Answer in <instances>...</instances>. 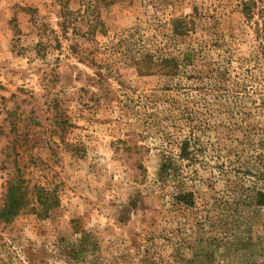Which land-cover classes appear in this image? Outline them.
I'll list each match as a JSON object with an SVG mask.
<instances>
[{
    "label": "rangeland",
    "instance_id": "rangeland-1",
    "mask_svg": "<svg viewBox=\"0 0 264 264\" xmlns=\"http://www.w3.org/2000/svg\"><path fill=\"white\" fill-rule=\"evenodd\" d=\"M245 1L0 0V209L14 184L30 199L0 218V264H264Z\"/></svg>",
    "mask_w": 264,
    "mask_h": 264
},
{
    "label": "trees",
    "instance_id": "trees-1",
    "mask_svg": "<svg viewBox=\"0 0 264 264\" xmlns=\"http://www.w3.org/2000/svg\"><path fill=\"white\" fill-rule=\"evenodd\" d=\"M253 0H246L243 3L245 11H249L250 6L253 4ZM175 29H185V26H182V21L175 24ZM188 195H184L183 199L185 200ZM257 202L259 205H264V192L260 191L257 193ZM35 200L37 201L38 206L41 207V213L47 215L49 211L58 205L59 201L55 200L53 193L45 188H38L35 194ZM190 201H186L189 203ZM30 199L23 193L20 192L18 185L14 184L9 187L8 193L6 195V201L4 206L0 209V218L9 221L15 216H17L20 211L29 206Z\"/></svg>",
    "mask_w": 264,
    "mask_h": 264
}]
</instances>
